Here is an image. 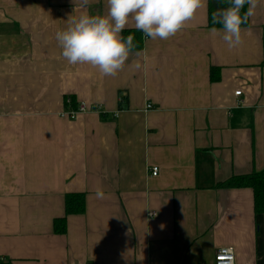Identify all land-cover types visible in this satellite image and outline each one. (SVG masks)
<instances>
[{
	"label": "crops",
	"instance_id": "obj_1",
	"mask_svg": "<svg viewBox=\"0 0 264 264\" xmlns=\"http://www.w3.org/2000/svg\"><path fill=\"white\" fill-rule=\"evenodd\" d=\"M107 11V0H0V257L216 264L229 247L236 264H264L254 190L218 186L264 170V0L231 50L210 34L207 0L177 35L144 36L116 76L68 64L56 33ZM72 97L88 107L76 119L62 116ZM68 193H86V211L56 233Z\"/></svg>",
	"mask_w": 264,
	"mask_h": 264
},
{
	"label": "clouds",
	"instance_id": "obj_2",
	"mask_svg": "<svg viewBox=\"0 0 264 264\" xmlns=\"http://www.w3.org/2000/svg\"><path fill=\"white\" fill-rule=\"evenodd\" d=\"M207 0H107L106 15L82 14L69 21L65 30L56 33L61 55L70 65L88 64L104 76H116L122 71L131 52L137 47L134 35L122 36L129 21L135 29L153 40H167L185 29ZM227 8L212 13L210 34L223 32L228 48L242 44L241 25L255 14L259 0H226ZM87 4V0H84ZM245 5L247 10L242 13ZM140 65L136 64V68ZM98 199L104 192L98 189Z\"/></svg>",
	"mask_w": 264,
	"mask_h": 264
},
{
	"label": "trees",
	"instance_id": "obj_3",
	"mask_svg": "<svg viewBox=\"0 0 264 264\" xmlns=\"http://www.w3.org/2000/svg\"><path fill=\"white\" fill-rule=\"evenodd\" d=\"M229 5L226 0H209V26L210 27H222L221 25H213L211 22V16L214 11L218 8H227ZM248 5H245L244 9H242V13L247 10ZM249 24V20L246 24H242L241 26H247ZM128 35H134L135 40L134 44L137 45L135 50H140L143 48L144 44V35L142 32L136 29H126L123 31L122 36L127 37ZM216 68L212 67V79H216L214 71ZM220 69H218L219 71ZM122 101H128L127 95L121 96ZM68 106L69 109H76L78 104L75 99L68 98ZM122 106V104L120 105ZM220 187L232 188V187H250L254 190L255 194V203L254 208L255 212L260 214L264 213V170L260 172H253L247 175H239L233 176L225 182L219 184ZM86 211V193H68L65 198V216L58 218L55 220V232L56 233H66L67 231V216L71 214H82ZM0 264H11L9 259L0 257Z\"/></svg>",
	"mask_w": 264,
	"mask_h": 264
},
{
	"label": "built area",
	"instance_id": "obj_4",
	"mask_svg": "<svg viewBox=\"0 0 264 264\" xmlns=\"http://www.w3.org/2000/svg\"><path fill=\"white\" fill-rule=\"evenodd\" d=\"M235 94L237 96H240L242 94V91L241 90L236 91ZM242 103L243 102L239 100L237 102V106L238 107L241 106ZM147 108L150 109L151 104H148ZM87 110H88V107L85 105V103H81L79 104L78 108L74 110H64L62 112V116L70 118V119H76L80 114L86 112ZM235 261H236V257H235V253L232 248L221 247L216 253V257H215L216 264H235Z\"/></svg>",
	"mask_w": 264,
	"mask_h": 264
},
{
	"label": "bare ground",
	"instance_id": "obj_5",
	"mask_svg": "<svg viewBox=\"0 0 264 264\" xmlns=\"http://www.w3.org/2000/svg\"><path fill=\"white\" fill-rule=\"evenodd\" d=\"M69 101V100H68ZM80 104V103H79ZM79 104H78V106H79ZM149 104H151V103H149ZM78 106H77V108H78ZM151 108H153V104H151ZM150 108V109H151ZM66 110H74V109H69V107L66 109ZM151 171H152V174L153 175H158V173H159V167H157V166H155V167H152L151 168ZM151 214H156V213H151ZM234 251V250H233ZM235 253V252H234ZM236 257V256H235ZM235 264H236V261H235Z\"/></svg>",
	"mask_w": 264,
	"mask_h": 264
}]
</instances>
